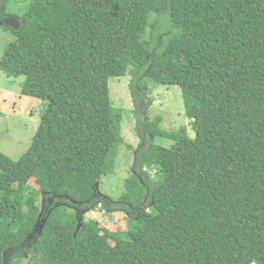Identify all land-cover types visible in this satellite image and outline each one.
<instances>
[{
  "label": "trees",
  "instance_id": "trees-1",
  "mask_svg": "<svg viewBox=\"0 0 264 264\" xmlns=\"http://www.w3.org/2000/svg\"><path fill=\"white\" fill-rule=\"evenodd\" d=\"M11 4L0 71L47 107L19 160L0 153V249L30 235L33 264H264V0H0V17ZM152 71L180 90L194 138L137 122L112 201L95 189L123 145L109 80L132 76L136 114ZM98 205L127 230L78 222Z\"/></svg>",
  "mask_w": 264,
  "mask_h": 264
},
{
  "label": "rangeland",
  "instance_id": "rangeland-1",
  "mask_svg": "<svg viewBox=\"0 0 264 264\" xmlns=\"http://www.w3.org/2000/svg\"><path fill=\"white\" fill-rule=\"evenodd\" d=\"M7 10L10 14L19 17L22 14L21 8L12 4ZM152 20H157V17H151L150 22ZM13 40L12 32L1 26L0 58ZM159 79V74L152 71L141 83L145 85L147 92L146 96L137 97L140 108L136 114L130 89L132 76L127 74L123 78L109 80V97L112 105L123 111L121 125L123 145L118 148L115 169L111 175L102 177L95 187L99 194L109 200L118 201L124 191V181L133 173V166L141 152L142 139L138 134L137 122L141 130L146 121L159 122V128L168 133L183 128L189 139L194 138L191 121L184 115L180 90L176 87L161 86ZM23 80V77L8 78L0 71V153L13 161L19 160L29 148L47 107L46 102L21 96L20 88ZM152 144L169 148L172 142L156 138ZM145 172L152 179L154 178L152 181L157 180L152 172L149 170ZM29 185L33 187L32 180ZM82 218L85 221H96L100 234L104 231L109 233L126 231L129 219L123 212H108L100 205L83 213ZM109 243L113 245L111 241Z\"/></svg>",
  "mask_w": 264,
  "mask_h": 264
},
{
  "label": "flooded vegetation",
  "instance_id": "flooded-vegetation-1",
  "mask_svg": "<svg viewBox=\"0 0 264 264\" xmlns=\"http://www.w3.org/2000/svg\"><path fill=\"white\" fill-rule=\"evenodd\" d=\"M11 16L16 17L19 21V16H16L14 14H8L5 17H0V20L4 22L5 19ZM31 239L32 238L29 235L28 240L24 241L17 247H3L2 249H0V264H33V255L31 252H29L31 246L30 243H28Z\"/></svg>",
  "mask_w": 264,
  "mask_h": 264
},
{
  "label": "water",
  "instance_id": "water-1",
  "mask_svg": "<svg viewBox=\"0 0 264 264\" xmlns=\"http://www.w3.org/2000/svg\"><path fill=\"white\" fill-rule=\"evenodd\" d=\"M4 26L13 30V31H17L20 28V23L17 20L16 17H9L7 19L4 20ZM97 186V184H96ZM82 221V216L78 218V222L80 223ZM44 225V220L42 221L41 225H36V228L38 227L39 230H42ZM80 229V224H78L77 228H76V232Z\"/></svg>",
  "mask_w": 264,
  "mask_h": 264
}]
</instances>
